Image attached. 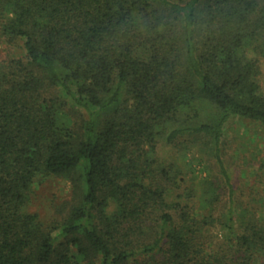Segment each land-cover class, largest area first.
<instances>
[{"label":"trees","instance_id":"obj_1","mask_svg":"<svg viewBox=\"0 0 264 264\" xmlns=\"http://www.w3.org/2000/svg\"><path fill=\"white\" fill-rule=\"evenodd\" d=\"M0 43V264H264L223 151L264 127V0H0ZM45 177L72 185L48 224Z\"/></svg>","mask_w":264,"mask_h":264},{"label":"rangeland","instance_id":"obj_2","mask_svg":"<svg viewBox=\"0 0 264 264\" xmlns=\"http://www.w3.org/2000/svg\"><path fill=\"white\" fill-rule=\"evenodd\" d=\"M20 52L17 47L0 43V60L9 59ZM260 84L264 94V61L261 64ZM223 151L227 168L231 173L234 201L239 203L240 209L251 211L249 215L264 227V127L247 120L233 119L224 132ZM157 154L168 162L175 156V150L171 146L160 144ZM193 154V160L196 161L192 163V168L196 175L218 178L217 168L209 157L200 156L196 152ZM71 190V182L67 179L39 178L33 186L26 211L38 214L47 224L59 219L64 209L62 205L69 199ZM224 194L226 196L227 190ZM223 208L220 207L219 212H224ZM212 234L218 239L222 238L219 230Z\"/></svg>","mask_w":264,"mask_h":264}]
</instances>
